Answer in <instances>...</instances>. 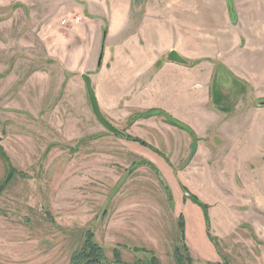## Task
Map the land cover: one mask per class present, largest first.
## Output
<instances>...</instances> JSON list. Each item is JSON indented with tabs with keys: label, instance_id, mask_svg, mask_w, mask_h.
<instances>
[{
	"label": "rangeland",
	"instance_id": "rangeland-1",
	"mask_svg": "<svg viewBox=\"0 0 264 264\" xmlns=\"http://www.w3.org/2000/svg\"><path fill=\"white\" fill-rule=\"evenodd\" d=\"M148 3L0 0V264H264V0H183L184 16L175 1L157 18L221 39L163 78L153 103L178 120L152 117L136 80L120 103L95 81L102 30L130 38ZM82 75L125 137L97 122Z\"/></svg>",
	"mask_w": 264,
	"mask_h": 264
},
{
	"label": "crops",
	"instance_id": "crops-1",
	"mask_svg": "<svg viewBox=\"0 0 264 264\" xmlns=\"http://www.w3.org/2000/svg\"><path fill=\"white\" fill-rule=\"evenodd\" d=\"M148 1L149 3L147 4V8L136 9V32L132 33L130 38L128 37L126 39L115 41L112 40L110 42L109 37L111 27H108L105 40L103 42L101 40L99 43L100 56L98 66L95 68V71L97 70L96 74H94L96 77L95 81H97L98 87L103 88L106 86L108 90L110 89L112 92V95L110 96H112V98L113 96L117 95L119 98L118 103H120L121 101H125L131 95H128L127 91L133 90V85L131 82L121 83L120 80L123 82L136 80L140 82L136 83L137 88L148 87L149 90L152 91L151 97L153 96V99L146 102L147 104L149 103L148 106L151 105V108L154 109L152 117H158L161 114L170 113L174 119L178 120V113H176V109L175 111H170L164 104L162 109L160 105L153 103V100L156 98V96L165 99V96L168 94V88L166 87L169 82L167 80L164 81L163 78L170 79V74L172 73H176L180 76L185 74V77L192 75L184 72L185 68L180 66L183 65V63L181 64L171 61L169 59L170 53L174 52L179 57L185 56L189 58V56H191L193 59L192 61H200L210 57L204 52L206 49H212V55H218V52H216L218 47L211 46V44L214 43L217 45L218 43L220 46L221 39L215 40L211 35L209 37L207 31H205L204 37L207 38V40L203 38V40L200 42L199 40H196V38H193L191 27L187 21L180 20V22H178L179 25H176L172 28L171 26H167V22H165L163 25L162 20H157V18L160 16H163L164 20H166L168 17L171 20L173 17L175 18V16H177V12L173 10L172 4V2L175 1L176 3L180 2L179 4L175 3V6H177L175 8L177 10L183 11L182 16H184V12L187 10H185V3H183V0H172L168 10L166 8L165 14L160 13L161 6L157 0H154L155 7L153 8V0ZM129 2L130 0H128V3ZM166 2L167 0L164 1L163 5L167 6L168 4L166 5ZM106 11V14L102 12L99 16L108 18L111 17L108 9ZM114 15L120 16L121 19L119 21L126 23L129 20L130 10L121 9L119 13H116L115 11ZM139 17H141V19H139ZM108 22L110 23V20H108ZM158 26L159 29L156 30ZM154 30L159 31L158 34H156ZM220 32L223 33L222 30ZM223 37L224 40H226V35H223ZM191 39L195 40L193 44L190 41ZM199 50H201L203 53H199ZM158 63L161 64L159 68H157ZM120 65H123V68H120ZM130 66H134V70ZM90 79L92 86L94 79L91 77ZM199 79L201 80V77ZM145 80H152V84L145 86V83L142 82ZM199 87L200 88L197 89L200 90L201 86ZM94 93L95 97H97L96 100L98 101L97 103L99 105L107 101L104 95L99 97L96 90ZM179 121H181V119ZM167 144H171V142ZM168 153L172 154V152L169 151Z\"/></svg>",
	"mask_w": 264,
	"mask_h": 264
},
{
	"label": "water",
	"instance_id": "water-1",
	"mask_svg": "<svg viewBox=\"0 0 264 264\" xmlns=\"http://www.w3.org/2000/svg\"><path fill=\"white\" fill-rule=\"evenodd\" d=\"M230 6L229 4V1H228V7ZM231 16H232V13H230ZM169 59L171 61H174V62H182V60L180 59V57L174 53V52H171L170 55H169ZM81 80L84 84V87H85V91H86V95H87V98H88V101H89V105H90V108H91V111L95 117V119L97 120V122L107 131L109 132L110 134H113V135H118V136H121V137H125V135L117 130L115 127H113L104 117L103 115L101 114L100 112V109H99V106H98V103H97V100H96V97H95V93H94V90L91 86V79L88 75H82L81 76Z\"/></svg>",
	"mask_w": 264,
	"mask_h": 264
},
{
	"label": "trees",
	"instance_id": "trees-1",
	"mask_svg": "<svg viewBox=\"0 0 264 264\" xmlns=\"http://www.w3.org/2000/svg\"><path fill=\"white\" fill-rule=\"evenodd\" d=\"M106 34H107V29L105 30H102V36H101V40H102V42L105 40V37H106ZM126 138L127 139H130L131 141H133V142H138L141 146H146V144L142 141V140H139V139H137V138H129L128 136H126ZM93 246V245H92ZM95 246V245H94ZM95 247H97V246H95ZM91 252L93 251L94 253L96 252V253H98L99 252V250H98V248L96 249V250H90ZM95 253V254H96ZM82 255V254H81ZM91 254H89L88 255V257L90 256Z\"/></svg>",
	"mask_w": 264,
	"mask_h": 264
}]
</instances>
